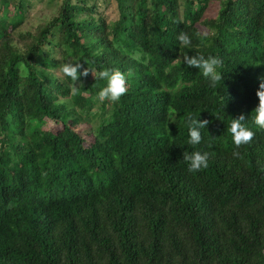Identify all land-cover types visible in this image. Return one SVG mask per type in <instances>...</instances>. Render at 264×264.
I'll return each mask as SVG.
<instances>
[{"label":"trees","instance_id":"1","mask_svg":"<svg viewBox=\"0 0 264 264\" xmlns=\"http://www.w3.org/2000/svg\"><path fill=\"white\" fill-rule=\"evenodd\" d=\"M36 1L0 0V264H264V0H55L30 24ZM196 54L222 59L215 87ZM77 62L128 93L100 103L90 73L70 95L56 73ZM241 114L255 136L236 149ZM189 115L209 121L196 146Z\"/></svg>","mask_w":264,"mask_h":264},{"label":"clouds","instance_id":"2","mask_svg":"<svg viewBox=\"0 0 264 264\" xmlns=\"http://www.w3.org/2000/svg\"><path fill=\"white\" fill-rule=\"evenodd\" d=\"M176 22V21H174ZM180 42V47H191V37L181 31L177 37ZM183 63L189 68H198L203 77L209 82L211 87H215L218 82L222 80V74L218 70L222 68L223 61L218 56L209 55L207 58L202 54L196 55H183ZM83 69V71H80ZM92 74L95 80H106L107 85L103 87L97 95V100L100 103L110 102L117 103L125 96L129 91L128 77L125 73L118 69H104L101 70L98 75L94 69L89 66L84 67L83 64L77 62L73 63H61L59 70L56 73L57 78L62 79L68 77L73 82L70 87V95L75 96L79 93L81 87H83V81L81 77L87 78L89 74ZM79 84V86H78ZM259 104L255 108L256 113L254 123L260 129H264V82H261L257 91ZM245 120V116L241 114L238 118H233L229 131L232 135V140L236 149H239L242 145L250 144L254 139L255 133L248 129L242 121ZM187 127L189 129L188 143L192 146H196L202 142V133L200 129L207 127L208 120H201L192 115H189L186 120ZM234 157H239L238 151L233 152ZM183 160L188 163V172L197 173L205 170L209 167V155L207 152L201 153L200 151H194L191 154L188 152L183 153ZM46 175V173H44Z\"/></svg>","mask_w":264,"mask_h":264},{"label":"rangeland","instance_id":"3","mask_svg":"<svg viewBox=\"0 0 264 264\" xmlns=\"http://www.w3.org/2000/svg\"><path fill=\"white\" fill-rule=\"evenodd\" d=\"M55 0L49 1V0H43V1H36L34 2V6L31 9L30 14V24H36L41 21H44L48 18H50L56 11V7L58 4L54 3ZM61 0H58L57 3H59ZM218 6L217 5H211L209 10L206 13V16H212L217 13ZM85 130H90L91 125L84 124Z\"/></svg>","mask_w":264,"mask_h":264}]
</instances>
